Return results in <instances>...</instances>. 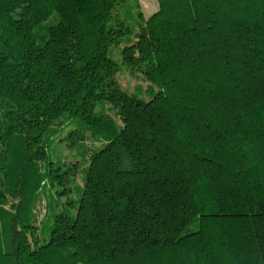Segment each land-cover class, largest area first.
I'll list each match as a JSON object with an SVG mask.
<instances>
[{
	"label": "trees",
	"instance_id": "1",
	"mask_svg": "<svg viewBox=\"0 0 264 264\" xmlns=\"http://www.w3.org/2000/svg\"><path fill=\"white\" fill-rule=\"evenodd\" d=\"M156 1L0 0V264H264V0ZM67 126L88 167L40 244Z\"/></svg>",
	"mask_w": 264,
	"mask_h": 264
},
{
	"label": "rangeland",
	"instance_id": "2",
	"mask_svg": "<svg viewBox=\"0 0 264 264\" xmlns=\"http://www.w3.org/2000/svg\"><path fill=\"white\" fill-rule=\"evenodd\" d=\"M131 4H138L139 10L143 18L146 20L158 9L156 0H129ZM58 23L55 15L51 16L46 25L52 26ZM132 25V24H131ZM133 26V25H132ZM124 44L109 51L108 56L118 63L119 71L117 73V81L120 88L128 95L136 96L138 99L147 102L154 92H147L149 84L137 74L128 70L121 65V49ZM110 115L117 120L113 113ZM73 126H67L64 130L54 139L48 149L49 159L51 161V170L53 175L65 173L64 184L59 185L57 182L60 179H55L53 187L46 181V185L42 188L37 199L39 203L35 210L36 222V238L38 243H44L50 234L54 218L67 211L70 216L75 214V210L68 207L69 201H76L78 199V189L82 188L85 171L88 167V162L78 156L74 148H68L66 143H61L60 139L64 138ZM57 170V171H56ZM70 190V193L64 195H57L58 192L63 190Z\"/></svg>",
	"mask_w": 264,
	"mask_h": 264
}]
</instances>
